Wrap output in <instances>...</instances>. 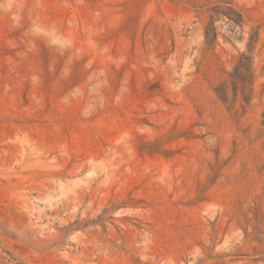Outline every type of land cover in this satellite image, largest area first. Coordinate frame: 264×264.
I'll use <instances>...</instances> for the list:
<instances>
[{
  "label": "rangeland",
  "instance_id": "obj_1",
  "mask_svg": "<svg viewBox=\"0 0 264 264\" xmlns=\"http://www.w3.org/2000/svg\"><path fill=\"white\" fill-rule=\"evenodd\" d=\"M0 264H264V0H0Z\"/></svg>",
  "mask_w": 264,
  "mask_h": 264
},
{
  "label": "trees",
  "instance_id": "obj_2",
  "mask_svg": "<svg viewBox=\"0 0 264 264\" xmlns=\"http://www.w3.org/2000/svg\"><path fill=\"white\" fill-rule=\"evenodd\" d=\"M207 30H209V28H208ZM213 31H214V30L212 29V34H213V36H215V34L213 33Z\"/></svg>",
  "mask_w": 264,
  "mask_h": 264
}]
</instances>
